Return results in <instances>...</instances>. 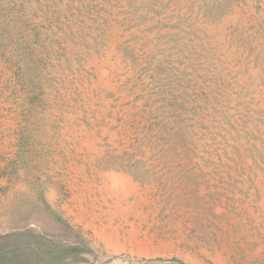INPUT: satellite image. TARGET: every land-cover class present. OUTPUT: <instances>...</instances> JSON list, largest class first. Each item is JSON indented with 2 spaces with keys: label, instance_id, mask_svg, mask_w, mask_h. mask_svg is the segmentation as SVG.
<instances>
[{
  "label": "rangeland",
  "instance_id": "rangeland-1",
  "mask_svg": "<svg viewBox=\"0 0 264 264\" xmlns=\"http://www.w3.org/2000/svg\"><path fill=\"white\" fill-rule=\"evenodd\" d=\"M0 264H264V0H0Z\"/></svg>",
  "mask_w": 264,
  "mask_h": 264
}]
</instances>
